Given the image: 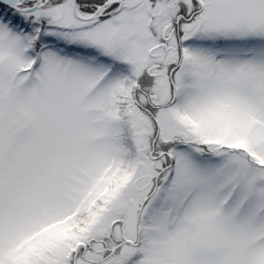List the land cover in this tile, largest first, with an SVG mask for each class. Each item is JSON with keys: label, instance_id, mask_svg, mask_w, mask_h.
<instances>
[{"label": "snow or ice", "instance_id": "6c2138e0", "mask_svg": "<svg viewBox=\"0 0 264 264\" xmlns=\"http://www.w3.org/2000/svg\"><path fill=\"white\" fill-rule=\"evenodd\" d=\"M0 264H264V0H0Z\"/></svg>", "mask_w": 264, "mask_h": 264}]
</instances>
